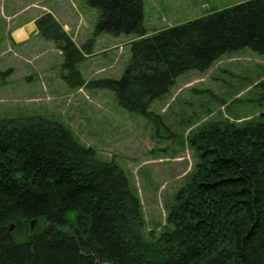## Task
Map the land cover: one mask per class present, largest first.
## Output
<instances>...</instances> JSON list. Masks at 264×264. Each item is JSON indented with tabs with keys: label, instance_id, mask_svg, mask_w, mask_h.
Instances as JSON below:
<instances>
[{
	"label": "trees",
	"instance_id": "obj_1",
	"mask_svg": "<svg viewBox=\"0 0 264 264\" xmlns=\"http://www.w3.org/2000/svg\"><path fill=\"white\" fill-rule=\"evenodd\" d=\"M86 2L99 10L93 36H135L120 78L86 85L114 90L122 106L144 115L180 74L203 72L226 52L264 53V0L151 34L143 0ZM37 26L62 51L65 83L84 85L76 65L93 38L76 46L50 13ZM262 115L209 121L189 134L196 162L149 239L140 198L116 163L57 120L1 118L0 264H264Z\"/></svg>",
	"mask_w": 264,
	"mask_h": 264
},
{
	"label": "rangeland",
	"instance_id": "obj_2",
	"mask_svg": "<svg viewBox=\"0 0 264 264\" xmlns=\"http://www.w3.org/2000/svg\"><path fill=\"white\" fill-rule=\"evenodd\" d=\"M242 1L143 0L144 25L151 34ZM75 2L84 20L79 28L74 26L72 37L66 34L79 47L93 38L97 51L76 65L82 67L84 85L71 88L62 78V88L67 92L60 98L59 92L44 91L38 79L31 90L20 83L14 87L1 84L8 76L10 54L1 55L0 70L5 73L0 75V119L42 115L57 120L81 143L93 147L100 159L116 163L140 198L143 234L149 239L150 231L160 229L175 191L196 162L189 134L213 120L240 122L262 114L264 120V53L242 48L224 53L203 72L180 74L144 115L122 106L114 90L86 85L103 77L120 78L135 36L105 32L93 36L99 10L86 0ZM54 54L49 53L48 63L64 74L66 70L59 63L62 51ZM22 68L31 73V66Z\"/></svg>",
	"mask_w": 264,
	"mask_h": 264
},
{
	"label": "crops",
	"instance_id": "obj_3",
	"mask_svg": "<svg viewBox=\"0 0 264 264\" xmlns=\"http://www.w3.org/2000/svg\"><path fill=\"white\" fill-rule=\"evenodd\" d=\"M45 13H50L69 36L74 26L79 28L80 21L84 20L75 0H52L47 3L42 0H0V56L10 54L8 76L1 84L14 87L20 83L31 90L32 83L38 79L44 91L59 92L58 96L62 98V94L67 92L61 84L63 73L56 71V65L48 63L49 53L54 56L60 49L54 41L44 38L37 26V19ZM93 46L89 53L83 54V58L95 55L97 51ZM60 59L61 64L63 56ZM29 66L32 67L31 73L22 68ZM81 68L78 67L82 74Z\"/></svg>",
	"mask_w": 264,
	"mask_h": 264
},
{
	"label": "water",
	"instance_id": "obj_4",
	"mask_svg": "<svg viewBox=\"0 0 264 264\" xmlns=\"http://www.w3.org/2000/svg\"><path fill=\"white\" fill-rule=\"evenodd\" d=\"M31 223H33V221ZM12 228H13V226L10 227V230H12Z\"/></svg>",
	"mask_w": 264,
	"mask_h": 264
}]
</instances>
